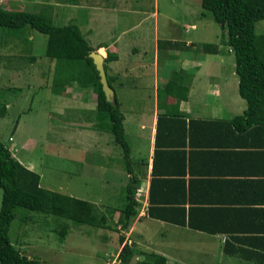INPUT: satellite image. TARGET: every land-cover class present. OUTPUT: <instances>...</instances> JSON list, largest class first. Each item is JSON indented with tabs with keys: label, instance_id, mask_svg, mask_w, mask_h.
Segmentation results:
<instances>
[{
	"label": "crops",
	"instance_id": "0c3cea01",
	"mask_svg": "<svg viewBox=\"0 0 264 264\" xmlns=\"http://www.w3.org/2000/svg\"><path fill=\"white\" fill-rule=\"evenodd\" d=\"M93 10L100 9L96 7ZM94 18L98 24L92 21ZM88 19L84 25L80 19L71 22L78 25L95 51L104 55L106 75L111 80L119 105L127 100V91L143 83L145 74L150 75L147 79L151 80L153 90L150 119L148 122L137 120L136 123L133 120L134 133H127L126 115L123 114L125 139L130 148L133 169V173H127L126 169L125 172L128 178L136 175L140 191L137 193L140 198L136 196V199L141 204L128 232L124 234V243L128 242L134 254L143 259L149 258L152 253L164 256L166 264H191L194 261L195 264H261L259 260L264 254V113L258 114L262 118L246 117L247 104L239 94L238 77L210 79L221 78L218 72L210 71L213 60L205 55L198 56L188 62L193 71L189 73L181 68L186 72L185 79L177 81L186 94V99L178 103L185 131L178 118L175 121L165 119L160 123L156 138L158 112L163 111L157 108V89L169 80L165 81L164 77L159 79L158 76V41L178 40L158 36L154 27L152 40L144 37V33L142 36L137 34L135 39L143 38L140 46L133 35L125 36L133 30L125 26L123 30H111L103 40L106 44H95L88 38L92 34L90 29L93 30L91 23L100 26L102 21L98 15H89ZM83 26L87 29L83 30ZM144 43H149V49H145ZM214 44L218 45L216 53L201 51L202 54L221 58L226 52L234 57L232 48L221 40ZM165 45V49L171 50L168 44ZM149 50L152 56L147 59L144 55ZM108 52L114 53L117 58L105 62ZM220 61L216 59L218 65ZM34 62L35 58L33 65ZM150 66L151 70L147 71ZM43 76L38 75L34 82L33 79L20 80H23L26 91H39ZM50 80L45 97L48 107L57 110L56 113L71 111L70 120L75 118V122L82 112L94 113L97 118V95L91 87L80 86L75 81L64 86L53 85V79ZM23 89L21 85L7 87V90L19 93H23ZM175 102L171 95L166 97L167 104ZM6 105L8 109L12 107L11 102ZM79 123L81 138L87 139L82 145L86 151L90 146L100 144L99 137L103 146L110 144L111 140L106 136L108 131L104 128L102 134L100 124L90 125L89 121ZM128 134L134 137L132 145ZM33 144V140H29L24 146L31 147ZM131 149L136 151L132 152L136 160L132 159ZM139 149L141 152L137 151ZM18 161L36 172L32 161L23 156ZM150 193L154 203L150 202ZM149 207L153 214H149ZM182 209L186 218L194 212L195 229L165 220L166 217H179L176 213ZM192 240H195V247L189 246L194 243ZM225 245L234 249L232 253L225 252Z\"/></svg>",
	"mask_w": 264,
	"mask_h": 264
},
{
	"label": "rangeland",
	"instance_id": "374dc122",
	"mask_svg": "<svg viewBox=\"0 0 264 264\" xmlns=\"http://www.w3.org/2000/svg\"><path fill=\"white\" fill-rule=\"evenodd\" d=\"M0 5L6 9L32 12L50 5L56 25L78 19L84 25L89 21V15H98L102 23L97 26L98 21L94 18L92 21L97 23V27L91 23L93 30L90 29L92 34L88 37L95 44L104 43L111 30H123L125 26L133 28L125 36L131 34L135 39L138 33L141 36L144 33V37L152 40L155 27L160 37H173L180 42L190 41L194 44L176 50L162 47L157 59L159 79L164 77L166 81L173 75L185 78L186 72H180L181 68L191 73L193 70L188 67V62L203 55L213 60L210 71L215 74L218 72L221 76L210 79H237L233 55L228 56L225 52L224 57L218 58L196 50L198 45L195 43L219 42L221 34L225 33L208 12L202 15L200 0H2ZM96 7L100 10H93ZM82 28L85 30L86 27ZM256 32L264 33V20L256 23ZM24 35L25 39L19 40L0 34V107L4 105L7 108L6 104L12 103V107L7 108L5 115L0 117V140L17 160L23 156L33 162L43 188L91 202L94 214L101 221L104 218L107 226L75 224L51 213L27 212L19 208L18 215H25L23 218L16 217L11 223L12 243L25 255L40 260L42 264H139L143 257L138 254L129 256L126 262L120 261L118 257L126 241L124 234L128 232L120 224L122 214L119 209L124 204L125 186L130 182L125 172L122 148L107 132L106 136L112 141L110 144L103 146L99 137L97 140L100 144L90 146L89 151L85 150L82 145L87 139L81 138L83 135L79 132V122L89 121L90 125H95L101 121L95 118L94 113L82 112L75 122V118L70 120L71 111L56 113L57 110L48 107L45 97L51 85L50 79H53L54 64L45 56L47 36L32 29ZM142 40V37L135 39L140 42V46ZM147 44L144 43L146 50L149 49ZM150 51L144 55L147 59L152 56ZM216 59L221 60L220 65ZM148 70H151V66L147 67ZM38 75H44L41 90L31 89L27 92L20 79H33L34 82ZM149 77L145 74L143 83L127 91V100L121 103L120 110L126 115L127 133L135 131L133 120L136 123L137 120L148 122L150 119L153 90L151 80L147 79ZM16 85L23 86V93L7 90V87ZM100 130L104 134V128L100 127ZM127 137L129 143L134 144L133 135L128 134ZM29 140H33L34 144L25 147ZM137 151L141 152V149ZM132 152L136 153L131 149ZM132 157L136 160L135 155L132 154ZM133 177L136 178V175ZM134 186L136 197L140 191L137 183ZM140 205H137V214ZM62 227L66 231L63 238L59 234ZM192 241L194 243L189 246L195 247V240ZM191 264H195V261Z\"/></svg>",
	"mask_w": 264,
	"mask_h": 264
},
{
	"label": "trees",
	"instance_id": "16d2710c",
	"mask_svg": "<svg viewBox=\"0 0 264 264\" xmlns=\"http://www.w3.org/2000/svg\"><path fill=\"white\" fill-rule=\"evenodd\" d=\"M200 4L203 8L202 15L208 12L225 30L221 41L233 50L234 71L239 79V94L247 104L244 115L262 118L258 114L264 113V33L256 32V23L264 20V0H200ZM51 8L47 5L32 12L25 9L8 10L0 5V34H7L20 40L25 39V32L32 29L47 36L45 56L54 61L53 85L64 86L66 83L75 81L80 86H88L94 90L97 95V119L101 121L99 126L112 134L114 142L122 148L127 173H133L130 148L124 133V115L116 96L113 104L105 99L98 71L89 56L95 48L88 43L75 23L54 24ZM165 44H168L171 49L188 48L194 45L193 42L186 44L184 41L164 40L158 41L159 49ZM196 44L198 45L196 50H200L199 52H217L218 45L214 43ZM116 58L114 53L108 52L105 62ZM104 66L106 71L105 63ZM180 72L184 71L180 70ZM106 76L111 85L109 76ZM179 79L181 78L178 75H173L162 88L157 89V108L163 111L158 112L156 138L160 123L165 119L175 121L178 118L177 121L183 125L185 131V122L180 117L182 112L179 111L178 103L186 99V94L177 83ZM182 79L185 78L182 77ZM168 95L174 97L176 102L167 104ZM5 113L6 108L3 105L0 107V117H3ZM129 181L125 186L124 204L119 209L122 214L120 224L124 230L128 229L136 216L139 204L134 196L136 189L134 185L137 179L132 177ZM0 188V264H42L40 260L25 255L12 243L11 223L16 217L23 218L25 215L22 214L21 217L18 215L19 208H24L27 212L51 213L71 220L75 224L107 226L104 218L101 221L96 217L91 202L43 188L40 184V175L22 165L1 140ZM149 198L150 202L154 203L151 193ZM149 214H153L150 207ZM176 214L179 217L165 216V220L195 229L194 212L189 214L188 218L185 217L184 209ZM202 230L212 231L211 229ZM59 234L61 238L64 237L66 234L64 227L59 230ZM224 250L226 253H232L234 249H229L225 245ZM133 251L131 245L125 242L118 255L119 260L126 262L128 257L134 254ZM261 256L259 262L264 264V254ZM139 264H166V258L152 253L149 258L143 259Z\"/></svg>",
	"mask_w": 264,
	"mask_h": 264
},
{
	"label": "water",
	"instance_id": "95a60500",
	"mask_svg": "<svg viewBox=\"0 0 264 264\" xmlns=\"http://www.w3.org/2000/svg\"><path fill=\"white\" fill-rule=\"evenodd\" d=\"M89 56L92 58L93 64L98 71L99 82L101 83V88L105 95V99L113 104L115 102V91L107 80L104 66V56L95 50L90 52Z\"/></svg>",
	"mask_w": 264,
	"mask_h": 264
},
{
	"label": "bare ground",
	"instance_id": "6f19581e",
	"mask_svg": "<svg viewBox=\"0 0 264 264\" xmlns=\"http://www.w3.org/2000/svg\"><path fill=\"white\" fill-rule=\"evenodd\" d=\"M100 53V52H99ZM101 55H103L102 53H101ZM104 56V55H103Z\"/></svg>",
	"mask_w": 264,
	"mask_h": 264
}]
</instances>
